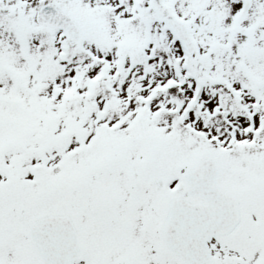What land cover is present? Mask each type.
<instances>
[{"label": "snow or ice", "instance_id": "snow-or-ice-1", "mask_svg": "<svg viewBox=\"0 0 264 264\" xmlns=\"http://www.w3.org/2000/svg\"><path fill=\"white\" fill-rule=\"evenodd\" d=\"M0 264H264V0H0Z\"/></svg>", "mask_w": 264, "mask_h": 264}]
</instances>
